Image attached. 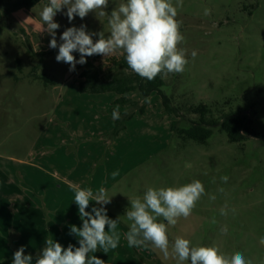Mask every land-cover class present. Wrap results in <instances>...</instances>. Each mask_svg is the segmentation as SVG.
<instances>
[{"label": "rangeland", "instance_id": "1", "mask_svg": "<svg viewBox=\"0 0 264 264\" xmlns=\"http://www.w3.org/2000/svg\"><path fill=\"white\" fill-rule=\"evenodd\" d=\"M15 1L2 0L0 4L3 163L54 154L52 158L61 163L73 164V157L68 156L73 153L78 161V148L85 145L86 150L82 148L81 152L89 159L88 165L82 166L87 168V183L94 179L107 190L112 197L104 205L107 215L119 218L127 228L129 222L124 215L130 207L129 199L142 197L148 187L180 186L198 179L205 195L189 217L168 226L170 242L180 236L193 246L215 245L223 254L240 252L251 264H264V245L259 243L264 236V0H183L177 19L182 21L185 42L180 47L187 49L188 64L183 73L164 78L163 91L172 98L173 106L207 104L216 114H244L254 134L240 143L230 142L221 126L212 128L206 143L175 135L171 122L179 120V126L188 127L187 119L194 116L186 110L182 111L188 116L185 120L169 115L155 93L150 102L149 98L130 94L146 104V112L140 114L134 108L120 106L122 118L119 123L113 120L117 105L114 93L81 95L76 68L69 71L70 65L55 59L58 47H49L51 36L41 31L39 15L48 0L32 9L13 11L10 4ZM123 2L109 0L105 11L110 15ZM205 8L210 10L209 15L204 14ZM64 12L66 8L54 17L60 25L56 30L58 45L63 31L72 26L86 25L89 32L110 35L107 17L90 12L83 19L77 16L69 22ZM98 38L92 37L94 42ZM193 50L197 52L194 59ZM73 55L79 60V52ZM106 58L93 55L86 61L97 65ZM130 114L134 115L131 119ZM70 124L77 127V132H72ZM73 135V141H65ZM90 153L94 154L93 161ZM114 171L119 175L113 179ZM225 175L229 178L226 183L220 179ZM211 195L216 196L214 201L209 199ZM225 204L227 215H221ZM213 218L216 223H212ZM224 226L227 234L221 233ZM136 251L139 264H178L150 247ZM122 258V262L132 264L125 252Z\"/></svg>", "mask_w": 264, "mask_h": 264}, {"label": "clouds", "instance_id": "2", "mask_svg": "<svg viewBox=\"0 0 264 264\" xmlns=\"http://www.w3.org/2000/svg\"><path fill=\"white\" fill-rule=\"evenodd\" d=\"M108 3L109 0H48L39 13L41 31H47L51 36L50 48L58 47L55 57L57 62L70 65L69 71H74L77 64L84 65L87 62L86 57L120 54L124 56L128 68L148 81L158 75L163 79L169 74L185 71L188 64L187 49L180 47L185 42V36L180 30L182 21L177 19L178 8L183 6V0H176L175 5L173 0H125L110 15L105 11ZM65 8L64 14L69 22L77 16L83 19L90 12H94L97 17H107L110 35L106 37L105 32H89L86 25L72 26L63 31L60 36L62 43L58 45L56 30L60 25L54 21V17ZM204 14L209 15L210 10L205 8ZM94 35L99 37L95 42L92 39ZM74 52H79V60L73 55ZM196 55L197 52L193 50L191 57L194 59ZM121 118L120 106L116 105L112 119ZM111 175L114 179L119 172L114 171ZM220 179L226 183L229 178L225 175ZM72 187L82 226H71L70 234L78 238L79 246L69 244L64 248L59 242L48 238L46 246L35 257L34 264H105L104 260L90 254L102 251L107 255L119 246V218H109L104 207L112 198L107 190L100 187L94 193L91 188ZM218 191L223 193L224 189L219 188ZM203 195V183L194 179L180 186L148 187L142 197L129 199L130 207L124 215L129 222L128 231L124 233L128 245L158 250L165 259L171 257L178 264L189 261L190 264H251L242 253L226 255L215 245L193 246L189 239L180 236L170 242L168 226H175L181 217H189ZM209 199L214 201L216 196L211 195ZM90 201H95L100 207L86 211ZM226 209L227 204L221 208V215H227ZM232 211L235 212V209ZM212 223H216L215 218ZM227 232V226L221 228L222 234ZM259 243L264 245V236ZM33 259L31 254L25 255V248L21 246L14 252L12 264H33Z\"/></svg>", "mask_w": 264, "mask_h": 264}, {"label": "crops", "instance_id": "3", "mask_svg": "<svg viewBox=\"0 0 264 264\" xmlns=\"http://www.w3.org/2000/svg\"><path fill=\"white\" fill-rule=\"evenodd\" d=\"M2 19L3 13L0 10V23ZM81 95L108 96L107 93ZM113 98L115 100L117 95L114 94ZM70 127H73V133L77 132V127L71 124ZM74 137L76 136L68 137L65 141H73ZM84 146L78 148V161L75 154L68 156L69 159H74V163L68 165L52 158L54 154L49 157L38 155L36 159L26 161L9 159V163H3L4 158H0V264H12L13 254L21 246L25 248V255L33 256L34 264L35 257L46 246L45 241L48 238L59 242L64 248L69 244L79 246L77 237L70 234L71 226H82L72 186L91 188L94 193L101 187L94 179L87 183V168L82 166L88 165L89 159L81 152L82 148H86ZM89 155L90 159H94V154ZM41 156L42 159H39ZM92 207L100 205L90 201L86 211H91ZM117 231L121 236L117 249L110 250L107 255L102 251L90 255H96L104 260L105 264H126L122 262V252H125L132 264H139L137 248L128 245L124 236L128 228L121 220H118Z\"/></svg>", "mask_w": 264, "mask_h": 264}, {"label": "trees", "instance_id": "4", "mask_svg": "<svg viewBox=\"0 0 264 264\" xmlns=\"http://www.w3.org/2000/svg\"><path fill=\"white\" fill-rule=\"evenodd\" d=\"M42 1L18 0L10 4V9L13 11L32 9ZM0 4L2 5V0H0ZM76 72L79 73V87L82 94L114 93L117 95L114 101L115 104L123 107L129 106L134 108L136 112L144 114L147 110L146 104H141L129 95L136 93L146 100L155 93L161 97L165 111L169 115L185 120L188 116L182 111L186 110L187 113L194 116L193 119H187L189 121L188 127L179 126V120L171 122L172 133L181 138L206 143L213 133L212 128L216 126H221L227 132L228 139L232 143L247 141L254 134L246 116L240 112L216 114L214 109L207 104L186 108L173 106L172 98L165 95L163 91L164 78L162 79L160 75L152 81L141 78L128 68L123 55L109 56L103 64L96 65L92 62H86L84 65L78 64ZM132 116L134 115L130 114L128 118L131 119ZM117 122L119 123L120 120H117ZM123 128H126V126Z\"/></svg>", "mask_w": 264, "mask_h": 264}]
</instances>
